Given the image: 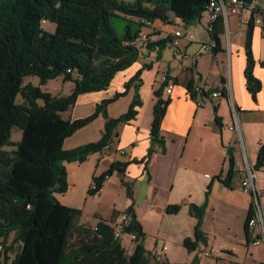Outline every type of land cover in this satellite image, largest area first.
Returning <instances> with one entry per match:
<instances>
[{"label": "trees", "instance_id": "obj_1", "mask_svg": "<svg viewBox=\"0 0 264 264\" xmlns=\"http://www.w3.org/2000/svg\"><path fill=\"white\" fill-rule=\"evenodd\" d=\"M208 3L209 0H0V244L4 247L0 264H188L170 263L145 248L146 234L135 212L133 189L125 181L122 184L130 204L122 213L114 210L109 221L95 214L99 219L95 227L81 222V209L59 200V195L69 189L67 164L81 163L93 153L105 152L118 136L119 124L136 117L137 107L143 104L139 94L141 71L125 82L124 91L103 99L91 114L71 119L63 113L75 105L81 94L105 90L118 72L140 58L143 48L133 42L148 27L147 21L169 22L173 15L190 25L201 19ZM256 11L251 12L245 39L246 84L254 99L262 89V81L254 74L252 52ZM261 12L264 17V10ZM112 18L127 21L122 34L113 27ZM44 21L54 23L55 30H45ZM225 32L224 18L219 17L208 31L214 43L213 53L222 49L221 37ZM174 39L168 35L149 40L144 48L156 51L159 57L169 44L175 43ZM189 71L185 86L194 100L198 101L199 96L209 97L217 89L198 92L194 67ZM31 75L39 78L38 86L24 83V78ZM57 77L73 82L69 95L55 96L42 89ZM172 80L178 81L168 71L154 92L156 102L150 130L154 142L161 141V124L169 103V99L163 98V91ZM133 86L135 95L128 111L117 118L109 117L108 105ZM223 94L226 96L225 89ZM19 96L22 102L18 101ZM100 115L106 122L99 140L65 149L68 137ZM216 120L220 123L218 116ZM15 127L22 131L17 142L11 139ZM5 146L16 148L8 150ZM152 153L150 149L140 160L114 161L107 170L93 177L88 194L97 195L109 177L115 172L124 174L130 163L147 164ZM228 156L227 174L218 178L230 187L237 172L232 148ZM253 167L255 170L264 167V144H260ZM210 190L211 185L205 203L189 206L190 215L197 220L194 239L186 238L183 242L189 251L207 242L202 222ZM180 209L181 205L176 204L168 206L166 211L175 214ZM123 213L129 215L123 233L135 235L131 254L115 237L112 226ZM254 213L252 199L245 222L247 244L252 242L248 222ZM10 251H15L14 258L8 256ZM189 264H199V258L195 257Z\"/></svg>", "mask_w": 264, "mask_h": 264}, {"label": "crops", "instance_id": "obj_2", "mask_svg": "<svg viewBox=\"0 0 264 264\" xmlns=\"http://www.w3.org/2000/svg\"><path fill=\"white\" fill-rule=\"evenodd\" d=\"M256 2L258 8L264 10V0ZM250 15L249 9L230 15L231 20L226 24L228 35L225 33L221 37L222 49L215 53L212 51V41L208 32V35H202L201 31V25L206 28L209 21L206 12L202 14L201 19L190 25L171 15L169 22L156 20L152 23L153 27H158H155L154 34L152 30L148 32L144 28L142 33L148 32L151 41L171 35L177 43L169 44L159 57L156 51L145 48L146 57L139 58L130 67L118 72L105 90L84 93L78 97L72 107L77 114L68 118L78 119L91 114L103 99L124 91L125 82L141 71L139 94L143 104L137 107L136 117L128 123L119 124L118 136L105 152L93 153L81 163L67 164L69 189L59 195L61 203L79 208L84 213L89 197L88 190L94 176L103 173L114 161L143 159L152 149L153 153L147 164L132 162L124 174L115 172L112 175L116 174L121 184L125 181L132 186L135 212L146 234L145 248L157 258L167 259L170 263L189 264L195 257L199 258V251L203 249L205 251L199 258V264H204L214 257L216 252L243 253L255 261L254 254L257 248L264 246V243L247 244L245 222L253 198L243 192L241 179L247 164L252 166L255 164L261 141H264V65H261L264 61V17L261 12V22L255 23L252 39L254 74L262 81V89L254 99L247 89L245 77L247 64L245 39ZM177 23H181L185 29L194 33V40L183 43V37L176 38L174 31L177 29L174 26ZM190 67H194L195 86L211 89L224 82L226 96L218 100L199 96L198 101L194 100L185 86L190 77ZM168 71L170 76L177 77L178 81L173 83L170 94L166 92L167 87L163 91V98L169 99V103L161 124V141L154 142L150 134L156 102L154 92L164 81ZM134 95L133 86L125 95L108 105V116L117 118L127 112ZM235 107L236 117L233 114ZM216 116L220 118L222 125L217 122ZM234 121L240 128V133L229 129V125ZM105 122L106 119L100 115L77 130L66 139L65 149L99 140L105 130ZM231 148L236 159L237 172L231 186L227 187L218 177L225 178L227 174L228 150ZM144 181L147 182L148 189L147 194L141 199L134 190V184ZM256 182L261 192L259 200L264 211L262 194L264 181L257 179ZM107 184L112 185L109 181ZM107 184L95 196H102ZM210 185V195L202 222L207 242L200 243L197 250L191 252L183 243L186 238L194 239L197 224V220L189 213V206L192 203L197 205L205 203ZM122 187L126 190L123 184ZM129 204L126 191L125 200L119 204L114 202L113 209L122 213ZM176 204L181 205L179 212L167 213V207ZM113 209L110 211L109 220ZM95 214L102 216L101 212ZM95 214L94 224L84 221L83 215L81 222L95 227L99 220ZM168 215L177 219L171 238L160 228L156 230L151 228V222L156 216L162 220ZM207 221L212 223L213 228L208 226ZM261 232L262 228L259 225L251 234L260 236ZM115 237L121 240L125 249L131 247V250L127 248L130 254L133 252L135 242L129 235ZM250 244L256 249L252 250ZM164 245L167 247L166 250L163 249ZM205 252H210L211 256L206 257Z\"/></svg>", "mask_w": 264, "mask_h": 264}, {"label": "rangeland", "instance_id": "obj_3", "mask_svg": "<svg viewBox=\"0 0 264 264\" xmlns=\"http://www.w3.org/2000/svg\"><path fill=\"white\" fill-rule=\"evenodd\" d=\"M229 20H231V17L229 18ZM111 23L113 27L117 30V32L119 34H122L124 32V28H125V25L127 24V21L121 18H112ZM42 26L45 30L50 31V32H53L56 28V25L54 23H51L48 21H44ZM155 27H153V24H151V25H148V27H145L146 30L144 28L143 29L148 32H151L152 30L154 34V31L156 32V28H158V27L156 28ZM149 28H152V29H149ZM174 28L182 31L183 33H185L187 30L181 23H177L174 26ZM201 31H202V35H208L207 27L205 28V26L203 27L201 25ZM148 32H144L142 34L146 36L147 40L148 39L151 40ZM225 33L226 35H228L227 29ZM194 38H195V35H194ZM194 38L192 40H194ZM183 39H184L183 43L185 42L188 43V41H190L187 38H183ZM226 39H227V36H226ZM146 53H147V50L143 48L140 58L146 57L145 56ZM24 83L25 84L32 83L33 85L38 86L39 78L33 75L27 76L24 78ZM72 85H73V82L64 81L63 77H57L55 79L49 80L48 83L42 87V89L50 92L52 95H55V96H67L72 91V87H73ZM18 101L19 102L23 101L21 96L18 97ZM75 114H77L75 109L70 108V110L63 113V116L65 118H68V117L72 118L75 116ZM21 136H22V131L17 127L13 128L12 135H11L12 141L14 142L19 141L21 139ZM261 144H264V141H261ZM14 148L16 147L15 146H5V149H8V150H11ZM257 176H258V179L264 181V167L257 170ZM108 181L112 185L107 184ZM105 184H107V188H106V191L102 194V196L97 197V196L89 195L86 201L82 219L86 221L87 223L94 224L96 220V218L94 217V214L98 212H101L102 217L104 219L106 218V220L107 219L109 220L110 211H112L114 207V202L119 204L126 198V190L125 188L122 187V184L120 183L119 178L116 174L112 176L110 179L108 178L105 181L104 185ZM147 189H148V184L146 181L136 182L134 184V190L136 191V194L140 196L141 199H143V197L147 194ZM82 191L84 192V186H83ZM152 221H153L151 222L152 229L156 230L157 228H160L163 233H165L171 238V236L173 235L174 225L177 221L175 217H173L172 215H168L167 217L165 216V218H162L161 220L159 216H156ZM160 223H161V226H159ZM207 223H208V226H210V228H213V225L211 222L207 221ZM12 239L13 238L10 239L8 245L12 243ZM126 244H128V242H126ZM250 246H252L251 247L252 250L256 249L254 248L252 244H250ZM127 248L131 250V247L129 246ZM16 249H17V245H15V250ZM129 250H127L128 254H130ZM204 251H205L204 249L202 251H199V255H198L199 258L202 257ZM191 252H194V251H191ZM0 253L2 255L4 254V248H3V251H1ZM8 256L10 258H14L15 251L8 252ZM248 257L243 253L234 254V253H229V252L227 253L216 252L214 254V257H211L210 259H208L204 264H261L262 261L264 262V246L257 248L256 253L254 254L255 261L253 259L250 260Z\"/></svg>", "mask_w": 264, "mask_h": 264}, {"label": "built area", "instance_id": "obj_4", "mask_svg": "<svg viewBox=\"0 0 264 264\" xmlns=\"http://www.w3.org/2000/svg\"><path fill=\"white\" fill-rule=\"evenodd\" d=\"M246 7H249L251 9L255 8V9L260 10V8H258L256 0H250L249 2H247L245 0H209V3L207 5V9L204 11L207 13L208 20H209L208 24H207V31L212 29L213 23L219 17H223L225 24H228L229 17L232 13H237ZM146 23H147V25L152 24L149 21H147ZM174 35H175V37H183V38H187L188 40H192L194 38L193 33L189 32L188 30H186L185 33H183L180 30H176V31H174ZM148 41H149V39L147 40L146 36L141 34V37L139 39H137L135 42H133V44H136V45L144 48ZM213 46H214V43L211 42V47H213ZM172 88H173V82L171 81L169 83L168 87L166 88V92L168 94H170L172 91ZM225 88H226L225 84H220L216 90H214L210 93L209 98L216 99V100L220 99L221 97L224 96L223 90ZM196 89L199 92H201L203 90L209 91V89L205 86H198V87H196ZM201 101L202 100H200L199 102L201 103ZM233 110H234L233 114L236 117L237 116L236 107L233 108ZM229 129L231 131H237L240 133V128L237 126L235 121L229 125ZM257 179H258L257 170H255L252 165L247 164V166L243 172V177L241 179V187H242L243 192L250 194L252 196L253 201L255 203V213L249 219L248 227H249V231L251 233L259 225L262 228V232H261L260 236H253L252 235V242L251 243L253 245H260L261 243H264V220H263L264 211H263V208H262V206L260 204V200H259L261 192L259 191V189L257 187V182H256ZM262 194L264 195V190L262 191ZM128 222H129V215L126 213H123L118 217V219L115 222L112 223V226L114 227L115 236H119V235L124 234L123 233V227L126 226L128 224ZM126 235H129V234H126ZM129 236L134 240L135 235L130 234ZM3 248H4L3 245L0 244V252L3 251ZM163 249L166 250L167 247L164 245ZM204 255L206 257H209V256H211V253L205 252Z\"/></svg>", "mask_w": 264, "mask_h": 264}, {"label": "bare ground", "instance_id": "obj_5", "mask_svg": "<svg viewBox=\"0 0 264 264\" xmlns=\"http://www.w3.org/2000/svg\"><path fill=\"white\" fill-rule=\"evenodd\" d=\"M246 1V0H245ZM248 2V1H247ZM244 9H249L251 12H252V10H257L256 11V14H255V23H258V22H261V20H260V16H261V11L259 10V9H251V8H249V7H246V8H244ZM243 10V9H242ZM259 20V21H258ZM176 38H179V37H176ZM177 42H175V44H176ZM170 83V82H169ZM221 84H225V83H221ZM169 85V84H168ZM225 86H226V84H225ZM168 87V86H167ZM196 87H198V86H195V88ZM218 88V87H217ZM173 89V88H172ZM197 90V89H196ZM225 90H226V92H227V89L225 88ZM198 91V90H197ZM204 91V90H203ZM172 92V91H171ZM199 92V91H198ZM202 103V102H201ZM201 103H199V104H201Z\"/></svg>", "mask_w": 264, "mask_h": 264}]
</instances>
